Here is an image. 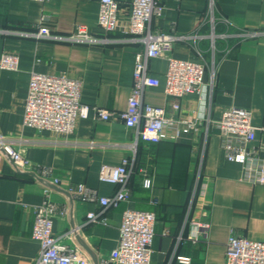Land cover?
Instances as JSON below:
<instances>
[{"label":"crops","instance_id":"0c3cea01","mask_svg":"<svg viewBox=\"0 0 264 264\" xmlns=\"http://www.w3.org/2000/svg\"><path fill=\"white\" fill-rule=\"evenodd\" d=\"M117 1L118 21L125 24L131 0ZM158 1L164 9L152 19V30L174 35L172 56L204 61V71L195 91L173 98L163 91L167 60H148L160 85L146 87L142 101L163 107L180 128L173 141L151 142L116 115L126 107L134 57L144 45L120 28L104 32L97 23L99 0H0V55L18 57L15 69L0 68V135L31 163L19 169L0 148V264L34 263L39 245L31 237L33 206L45 198L62 210L53 217V233L84 253L88 264H100L116 246L126 208L155 214L150 264H227L225 245L232 231L264 241V182L241 177L242 164L224 157L215 126L225 107L248 108L258 127L248 146L264 145V0ZM78 24L106 40L32 34L45 25L52 34L66 35ZM32 71L80 79V100L115 115L101 119L90 111L69 134L24 125ZM123 157L129 159V199L103 207L77 192L82 183L98 195L114 193L117 184L100 180L98 173ZM43 167L47 173L37 170ZM144 176L151 178L149 187L142 185ZM88 211L98 220H89ZM204 221L205 233L195 226Z\"/></svg>","mask_w":264,"mask_h":264},{"label":"built area","instance_id":"2783aa9c","mask_svg":"<svg viewBox=\"0 0 264 264\" xmlns=\"http://www.w3.org/2000/svg\"><path fill=\"white\" fill-rule=\"evenodd\" d=\"M163 9L164 5L158 0H131L128 20L125 24H120L119 2L99 0L97 15V23L104 32L120 28L129 35L131 40L144 45L143 52H137L134 57L132 84L126 107L116 115L127 127H134L140 139L151 142L173 141L180 136V128L179 120L173 116H167L163 107L142 101V93L146 87L160 85V79L148 71V60L153 57H163L167 60L163 91L173 98L195 91L201 83L204 71V61L172 56L174 35L152 30V19L160 17ZM213 18L211 4L210 20L213 21ZM32 34L72 42L95 43L106 40L104 37L93 35L81 24L76 25L75 29L66 35L52 34L49 27L45 25H40ZM194 38L195 45L196 36ZM198 54L202 57L201 49H198ZM17 64L18 57L15 53L3 52L0 55V68L15 69ZM80 93V79L71 78L64 73L32 71L24 99L23 124L37 129L69 134L74 130L77 119L86 117L90 111L101 119H108L115 115L105 108L83 103L80 100ZM178 107L177 102L172 103L173 109ZM183 122L187 123L189 128L195 127L193 122L186 120ZM215 126L221 135L224 157L242 164L241 177L250 181L264 182V145L248 146L255 139L258 128L251 122L250 110L235 105L227 106L223 109ZM0 148L17 168L31 166L28 159L2 135H0ZM128 164L129 159L123 157L118 165L104 164L100 167L99 179L118 186L111 195H98L94 189L82 183L77 185V192L84 197L97 200L103 207L117 205L118 202L129 199ZM37 170L43 174L48 172L45 167L37 168ZM142 185L149 187L151 178L144 176ZM56 214H62V210L49 198L33 206L31 237L39 245L33 264H88V258L84 253L76 247H69L62 243L60 240L62 235L53 233L52 223ZM86 217L89 220L97 219L93 211H88ZM99 220L106 223L105 218H99ZM154 222L155 214L152 211L124 209L121 213L117 244L110 251L109 256L100 261V264H150ZM195 226L205 233L208 223L196 222ZM224 257L227 264H264V241L250 239L232 231L226 241Z\"/></svg>","mask_w":264,"mask_h":264}]
</instances>
